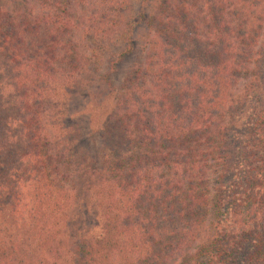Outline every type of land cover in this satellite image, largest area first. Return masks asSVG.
<instances>
[{
    "label": "trees",
    "instance_id": "16d2710c",
    "mask_svg": "<svg viewBox=\"0 0 264 264\" xmlns=\"http://www.w3.org/2000/svg\"><path fill=\"white\" fill-rule=\"evenodd\" d=\"M112 3L111 17L81 27L98 35L84 46L86 63L122 29L105 73L94 65L86 74L105 82L90 96L108 111L96 120L92 108L90 122L107 137L98 173L107 168L112 180L93 195L67 184L99 223L97 234L83 226L70 262L264 264V0H132V11ZM30 15L0 9L2 264H57L56 226L71 205L66 164L43 140V98L57 77L80 73L79 44L58 36L75 19L69 10ZM113 146L125 153L109 170Z\"/></svg>",
    "mask_w": 264,
    "mask_h": 264
},
{
    "label": "rangeland",
    "instance_id": "374dc122",
    "mask_svg": "<svg viewBox=\"0 0 264 264\" xmlns=\"http://www.w3.org/2000/svg\"><path fill=\"white\" fill-rule=\"evenodd\" d=\"M59 1L61 3H57ZM112 1L113 0H30L29 2V0H0L1 10H14L16 15H20L25 10L29 9L32 14L30 16H37L41 12H46L49 16H55V14L61 16L65 11L69 10L75 19L74 26L69 28L66 35L58 34V36H60V39L64 37L63 39L66 40L68 38L70 39V42H76V45L79 44L78 48L80 49L77 52H79V58H82L80 63V73L77 78L75 76L73 79L72 76L75 72L68 69V73L71 74V76L69 75L70 77L67 78L63 73V75L50 82L51 89L44 94L45 97L43 98V102H45V110L43 112V123L46 126V130L43 134L45 146L51 154H60L63 164H66V166H64V172L67 173L68 178L70 177L68 179L69 181L66 180L65 182L66 188L70 191L69 202L71 205L66 211L67 216H64V214L59 216V218L56 216L58 218L56 229L59 230L58 235L60 236V238H56L57 240L60 239L59 241H61V243H59L62 246V249L59 251L60 255L57 258V264H72L70 260L74 256L71 255L75 248L74 243L77 237L80 236L82 229H84L83 226L91 227L92 230L90 232L92 233L97 234L99 232V223L98 225L96 224V219L93 216L94 209L87 204V201L85 203L82 199L78 200L79 197L76 198V193L71 192V189L67 187V184L74 186L76 189L75 183H80L84 189H89L88 194L93 195V189H97V186L100 189L107 187L108 182L112 180V177H108V175H110L109 172L105 171L107 168H104V170H101L98 173L99 168L101 167V153L98 154V151L104 147L105 139L107 137L100 136V133H98V136L92 129L94 127H96V129L101 127L99 124L100 121H96V123L90 122L91 119L95 121L93 118L94 115L91 112L92 108L95 109L93 112H96V115H98V117H96L97 120L100 115L103 114V111L109 106V104H107V106L104 105L98 109L97 101L99 100V97L90 96L93 85H100V87H103L105 82L98 80V77L95 80V83L91 80V82H87L86 74L87 69L89 70V67L94 65H97V74L102 75L105 73L104 63L108 50L110 51L111 48L117 47L118 44L119 47H121L120 43H122L121 41L123 40L119 35L120 32H122V29H119L113 36L111 33L108 34V39L104 40L105 43L95 45L94 50L99 46L96 49L98 50V56L96 59L90 60L91 63L88 60L86 63V58L88 59V57H91L92 53H90L91 49L85 48L84 46H89L91 44L89 46L91 47L93 45L91 38H97L98 35H90L89 39L86 36L88 31L84 32L81 28L83 26L82 24H86L88 16H92L91 18H93L92 20L94 22H100L102 20L101 16L107 13L111 14V17L113 15L110 11V6H113ZM126 1L129 7L132 0ZM129 9L132 11L135 8H131L130 6ZM126 10L127 9H124L119 12V20L121 21L119 26L121 27H123V22L126 21ZM40 26H42V23H40ZM47 32V29H45L44 34ZM56 32L57 31L54 30V34ZM89 32L93 33L91 31ZM80 43L82 45L81 47ZM120 69L123 70L122 67H120ZM120 69L119 73L117 72L116 75L109 77L110 83L113 87H117L121 80L120 74L122 71H120ZM91 78L94 79L95 77ZM80 79L82 80V84L79 89V83L77 82ZM106 111L108 110L106 109ZM94 133H96V136L90 138L89 136ZM123 152L124 151L119 150L117 146L108 149L105 154V160L110 163V165H108L110 166L109 170L123 159L125 153ZM67 159L69 162H66ZM78 166H82L83 170L80 171V174H76V177L75 173L73 174L71 171H74V168ZM87 214L89 222H85ZM0 264H2L1 261Z\"/></svg>",
    "mask_w": 264,
    "mask_h": 264
}]
</instances>
